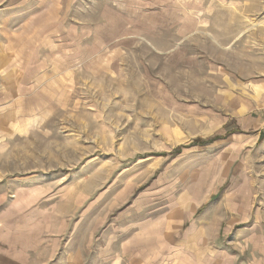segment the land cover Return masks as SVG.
Listing matches in <instances>:
<instances>
[{"label": "rangeland", "instance_id": "1", "mask_svg": "<svg viewBox=\"0 0 264 264\" xmlns=\"http://www.w3.org/2000/svg\"><path fill=\"white\" fill-rule=\"evenodd\" d=\"M0 181L49 264H264V0H0Z\"/></svg>", "mask_w": 264, "mask_h": 264}, {"label": "crops", "instance_id": "2", "mask_svg": "<svg viewBox=\"0 0 264 264\" xmlns=\"http://www.w3.org/2000/svg\"><path fill=\"white\" fill-rule=\"evenodd\" d=\"M39 187L0 181V264H49L50 259H39L43 243L54 237V226L49 223V202ZM52 243L45 244L49 247ZM53 262V261H52Z\"/></svg>", "mask_w": 264, "mask_h": 264}, {"label": "trees", "instance_id": "3", "mask_svg": "<svg viewBox=\"0 0 264 264\" xmlns=\"http://www.w3.org/2000/svg\"><path fill=\"white\" fill-rule=\"evenodd\" d=\"M197 143H199V141H197Z\"/></svg>", "mask_w": 264, "mask_h": 264}]
</instances>
